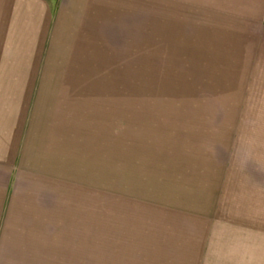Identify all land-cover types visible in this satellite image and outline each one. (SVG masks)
<instances>
[{"label": "rangeland", "instance_id": "1", "mask_svg": "<svg viewBox=\"0 0 264 264\" xmlns=\"http://www.w3.org/2000/svg\"><path fill=\"white\" fill-rule=\"evenodd\" d=\"M261 0H0V264H264Z\"/></svg>", "mask_w": 264, "mask_h": 264}, {"label": "crops", "instance_id": "2", "mask_svg": "<svg viewBox=\"0 0 264 264\" xmlns=\"http://www.w3.org/2000/svg\"><path fill=\"white\" fill-rule=\"evenodd\" d=\"M261 3H263L262 4L263 5V9L262 10L264 12V0H261ZM259 23H260V26H258V29L260 28L259 32L264 38V20H261Z\"/></svg>", "mask_w": 264, "mask_h": 264}]
</instances>
